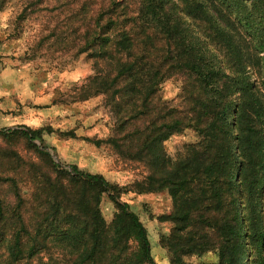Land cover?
Segmentation results:
<instances>
[{
    "label": "trees",
    "instance_id": "trees-1",
    "mask_svg": "<svg viewBox=\"0 0 264 264\" xmlns=\"http://www.w3.org/2000/svg\"><path fill=\"white\" fill-rule=\"evenodd\" d=\"M161 1H141L135 18L141 35L134 42L122 31L113 44L103 46L115 63L109 76L93 78L94 92L108 95L118 115L123 114L125 96L137 102L133 113L117 119L119 133L130 119L143 121L123 137L103 142L119 156L146 165L148 175L136 183L134 192L170 195L171 210L158 219L172 224L169 234L160 237L172 264L208 252L215 253L217 264H247L242 208L247 205L258 217L264 188V0H181L184 13L198 16L194 19L204 39L195 43L178 21L171 22ZM157 41L162 45L155 47ZM150 49L161 55L157 61ZM173 73L193 81L184 88L189 108L180 119L162 111L160 115L152 104L160 80ZM186 127L200 140L183 157L169 160L162 143ZM44 130H0L3 141L23 139L38 157L49 159L53 174L42 175L35 186L45 194L42 210L47 211L32 208L28 218L14 178L0 176V186L13 197L12 205L0 201V248L5 247L6 264H56L39 257L45 237L58 229L67 248L79 247L62 264H155L143 224L120 201L131 190L75 166L62 169L37 144H42ZM2 153L7 152L0 148ZM103 195L114 207L109 223L100 208ZM260 222L256 242L262 260V217Z\"/></svg>",
    "mask_w": 264,
    "mask_h": 264
},
{
    "label": "rangeland",
    "instance_id": "rangeland-1",
    "mask_svg": "<svg viewBox=\"0 0 264 264\" xmlns=\"http://www.w3.org/2000/svg\"><path fill=\"white\" fill-rule=\"evenodd\" d=\"M141 1L0 0V130L23 126L45 129L42 144H37L43 145L51 160L62 169L70 170L69 166H75L80 171L99 174L110 183L128 187L131 192L122 195L120 201L127 203L143 224L155 264H172L170 254L160 244V237L169 234L172 224L158 219L171 210L170 195L167 191L134 192L136 183L148 175L146 165L119 156L103 142L111 137H123L124 133L142 124L140 119H130L125 122V132L119 133L117 119L125 117L129 111L133 113L137 102H133L130 95L125 96L124 106L120 109L123 114L118 115L108 95L95 93L96 85L92 86L94 77L113 73L115 62L106 56L105 49L109 41L113 44L122 31L130 35L133 42L141 35L140 24L135 22ZM161 2L171 22L181 24L190 42L204 39L200 36V25L194 19L198 16L184 13L181 0ZM209 17L213 18V15L209 14ZM109 19H112L110 25ZM205 42L208 41L205 39ZM153 45L158 47L162 42ZM150 51L154 53L152 49ZM153 55L155 61L161 56ZM219 57L223 59L221 54ZM192 84L189 77L180 73L168 74L158 83L152 104L160 109V115L164 112V115L180 119L189 108L184 88ZM237 131L235 134L239 133ZM199 140L198 134L186 127L171 134L162 143V148L169 160H175L183 157ZM97 141H101L100 144H96ZM0 148L7 152L0 154V176L14 178L26 203L24 210L28 212L22 210L25 217L31 216L32 208L40 212L46 197L35 190V186L42 175L53 177L49 159L38 157L23 139L7 142L0 138ZM262 191L258 217L247 205L242 208L247 264H264V255L260 260L256 242L261 217L264 222V188ZM101 200L102 215L109 223L114 213L113 204L107 195ZM0 201L13 204L12 194L6 186H0ZM45 240L46 248L40 250L39 257L43 263L51 260L62 264L63 259H71L79 250L77 246L67 248L68 243L60 236V229L50 232ZM129 246H133L132 243ZM6 262L5 247H1L0 264ZM217 262L215 253L208 252L183 257L181 264Z\"/></svg>",
    "mask_w": 264,
    "mask_h": 264
}]
</instances>
